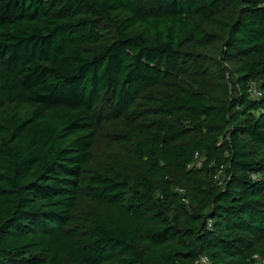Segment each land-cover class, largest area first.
I'll use <instances>...</instances> for the list:
<instances>
[{"label": "trees", "instance_id": "1", "mask_svg": "<svg viewBox=\"0 0 264 264\" xmlns=\"http://www.w3.org/2000/svg\"><path fill=\"white\" fill-rule=\"evenodd\" d=\"M254 254L264 0H0V264Z\"/></svg>", "mask_w": 264, "mask_h": 264}, {"label": "built area", "instance_id": "2", "mask_svg": "<svg viewBox=\"0 0 264 264\" xmlns=\"http://www.w3.org/2000/svg\"><path fill=\"white\" fill-rule=\"evenodd\" d=\"M250 94L252 97H259L261 95V92L257 87L253 85V83L250 86ZM203 261H205V258H202ZM251 264H264V256L259 254H254L251 257Z\"/></svg>", "mask_w": 264, "mask_h": 264}, {"label": "rangeland", "instance_id": "3", "mask_svg": "<svg viewBox=\"0 0 264 264\" xmlns=\"http://www.w3.org/2000/svg\"><path fill=\"white\" fill-rule=\"evenodd\" d=\"M253 85L256 87V84H253ZM102 146H103V145H102ZM103 147H104V146H103ZM100 152H103V151L100 150L99 153H100Z\"/></svg>", "mask_w": 264, "mask_h": 264}]
</instances>
